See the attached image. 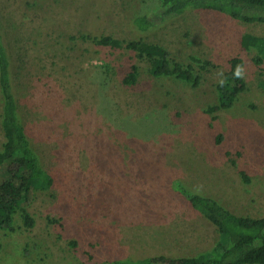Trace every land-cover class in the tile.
I'll use <instances>...</instances> for the list:
<instances>
[{
  "label": "rangeland",
  "instance_id": "obj_1",
  "mask_svg": "<svg viewBox=\"0 0 264 264\" xmlns=\"http://www.w3.org/2000/svg\"><path fill=\"white\" fill-rule=\"evenodd\" d=\"M158 3L0 0V148L8 91L52 177L34 191L26 217L16 213L14 229L0 230V264H96L207 250L218 231L172 187L175 179L235 214L264 216V63L239 46L243 32L264 36V23L186 9L136 27L134 17ZM86 34L139 38L179 62L192 55L211 64L193 88L152 76L128 50L80 38ZM233 55L244 61L245 89L231 107L208 112ZM130 63L136 82L123 84Z\"/></svg>",
  "mask_w": 264,
  "mask_h": 264
},
{
  "label": "trees",
  "instance_id": "obj_2",
  "mask_svg": "<svg viewBox=\"0 0 264 264\" xmlns=\"http://www.w3.org/2000/svg\"><path fill=\"white\" fill-rule=\"evenodd\" d=\"M186 9L214 10L243 22L264 23V0H159L155 8L134 17L133 23L140 30H146ZM80 38L111 49L124 48L133 54L131 58L145 61L152 76L176 78L193 88L200 84L202 71L211 64L192 55L189 62H179L170 56L164 46L139 38L127 40L89 34L80 35ZM239 46L254 51L252 60L255 64L264 63V36L243 32L239 37ZM1 58L4 54L0 31ZM243 66L244 61L239 55L227 59L223 78L214 84L217 103L209 106L208 112L231 107L238 94L245 89ZM2 69L1 76L4 77L5 68ZM238 69L239 77L235 74ZM137 75V65L130 63L121 81L132 85ZM3 82L6 87L5 79ZM5 92L1 110L5 141L0 148V230H13L15 214L21 212L26 217L24 207L30 203L34 191L50 185L52 177L42 168L25 135L12 97L8 91ZM219 140L220 135L217 137ZM240 175L243 181H248L244 171L241 170ZM172 187L191 208L216 227L218 236L213 245L192 256L172 258L159 254L142 258L122 257L96 264H264V216L235 214L215 198L191 191L178 179L172 181Z\"/></svg>",
  "mask_w": 264,
  "mask_h": 264
},
{
  "label": "clouds",
  "instance_id": "obj_3",
  "mask_svg": "<svg viewBox=\"0 0 264 264\" xmlns=\"http://www.w3.org/2000/svg\"><path fill=\"white\" fill-rule=\"evenodd\" d=\"M235 74H236L237 77H239V75H240L239 69L237 70V72Z\"/></svg>",
  "mask_w": 264,
  "mask_h": 264
}]
</instances>
